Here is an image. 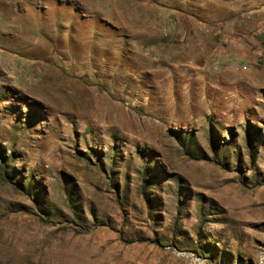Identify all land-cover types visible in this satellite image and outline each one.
<instances>
[{
	"label": "rangeland",
	"instance_id": "rangeland-1",
	"mask_svg": "<svg viewBox=\"0 0 264 264\" xmlns=\"http://www.w3.org/2000/svg\"><path fill=\"white\" fill-rule=\"evenodd\" d=\"M161 1L142 58L109 0H0V264H264V0Z\"/></svg>",
	"mask_w": 264,
	"mask_h": 264
},
{
	"label": "crops",
	"instance_id": "crops-1",
	"mask_svg": "<svg viewBox=\"0 0 264 264\" xmlns=\"http://www.w3.org/2000/svg\"><path fill=\"white\" fill-rule=\"evenodd\" d=\"M180 1L183 4L190 2V0ZM212 2L217 3L218 0H199L201 7H198L210 19L213 16L212 12L204 9H206V5ZM123 4L124 2L121 0H109L108 7L102 9L101 18L114 34L115 39L113 40L118 45L125 43L129 47L124 50V55L128 56L134 53V55L142 58L147 57L148 53L145 50L149 47L156 54L160 53L163 55V50L169 41L161 37V26L165 25L173 31L179 26H183L186 22L192 21L194 23V17H196L194 13H190L188 10L177 8L171 3L168 4L161 0H126L125 8ZM214 22H217V20H214ZM131 45L138 48L133 50L130 48Z\"/></svg>",
	"mask_w": 264,
	"mask_h": 264
},
{
	"label": "built area",
	"instance_id": "built-area-1",
	"mask_svg": "<svg viewBox=\"0 0 264 264\" xmlns=\"http://www.w3.org/2000/svg\"><path fill=\"white\" fill-rule=\"evenodd\" d=\"M244 68H246V66H243Z\"/></svg>",
	"mask_w": 264,
	"mask_h": 264
},
{
	"label": "bare ground",
	"instance_id": "bare-ground-1",
	"mask_svg": "<svg viewBox=\"0 0 264 264\" xmlns=\"http://www.w3.org/2000/svg\"><path fill=\"white\" fill-rule=\"evenodd\" d=\"M107 263V262H106Z\"/></svg>",
	"mask_w": 264,
	"mask_h": 264
}]
</instances>
